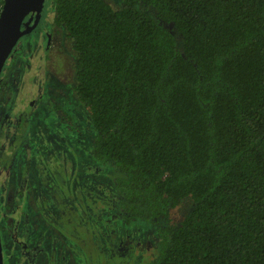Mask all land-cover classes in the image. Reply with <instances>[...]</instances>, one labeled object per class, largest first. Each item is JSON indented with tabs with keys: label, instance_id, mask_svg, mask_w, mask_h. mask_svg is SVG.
<instances>
[{
	"label": "trees",
	"instance_id": "16d2710c",
	"mask_svg": "<svg viewBox=\"0 0 264 264\" xmlns=\"http://www.w3.org/2000/svg\"><path fill=\"white\" fill-rule=\"evenodd\" d=\"M54 4L118 220L158 238L138 264H264V0Z\"/></svg>",
	"mask_w": 264,
	"mask_h": 264
},
{
	"label": "rangeland",
	"instance_id": "374dc122",
	"mask_svg": "<svg viewBox=\"0 0 264 264\" xmlns=\"http://www.w3.org/2000/svg\"><path fill=\"white\" fill-rule=\"evenodd\" d=\"M105 1L122 7V0ZM54 18V0H45L37 27L16 43L2 72L0 135L18 132L8 147L0 137L4 264L144 263L155 256L154 227L118 220L113 170L92 156L91 114L75 91L78 55ZM15 195L23 218L6 210ZM190 210L183 201L172 225Z\"/></svg>",
	"mask_w": 264,
	"mask_h": 264
},
{
	"label": "water",
	"instance_id": "95a60500",
	"mask_svg": "<svg viewBox=\"0 0 264 264\" xmlns=\"http://www.w3.org/2000/svg\"><path fill=\"white\" fill-rule=\"evenodd\" d=\"M44 2L45 0H4L0 12V80L16 43L37 27L44 10ZM0 264H4L1 237Z\"/></svg>",
	"mask_w": 264,
	"mask_h": 264
},
{
	"label": "flooded vegetation",
	"instance_id": "af4514ba",
	"mask_svg": "<svg viewBox=\"0 0 264 264\" xmlns=\"http://www.w3.org/2000/svg\"><path fill=\"white\" fill-rule=\"evenodd\" d=\"M27 20H28V18H27ZM6 63H7V62H6ZM5 65H6V64H5ZM4 67H5V66H4ZM3 70H4V69H3ZM2 72H3V71H2ZM2 75H3V74H1V80H0V92L2 91V87H3V84H4L3 78L5 77V76H3V78H2ZM22 118H23V115H22V114H21L20 117H17V123H16V124H17L18 126H17L16 131H18V130L21 131L22 128H23V126H21V125L19 126V123H20V121L22 120ZM15 133H18V132H15ZM15 133H14V134H10V133H9L10 135H8V134H7V135H6V134H3V135L1 134V135H0V137H2L3 139H5V138L7 139V140H5V141H7V143H8L6 147H8L9 144H11V143L14 142L13 139L17 141V139L14 138ZM9 141H10L11 143H10ZM12 141H13V142H12ZM19 142H20V141H18V143H19ZM18 145H19V144H17V146H18ZM1 148H2V145L0 146V151H1ZM5 149H7V148H5ZM11 150H12V148H11ZM11 150H10V151H11ZM11 153H12V152H11ZM11 153H10V154H11ZM12 157H13V156H11V158H12ZM8 158H9V156H8ZM7 160H8V159H7ZM15 164L19 165L17 159H16V161H15ZM18 180H19L18 182H21V181H22V178H18ZM19 196H20V194H19ZM19 196H16V195L13 196V200H12L11 202L9 201V202L6 203V208H7L6 210H16V212H17V213L23 218L24 212H23V210L21 209L22 206H21V204H20V202H19V200H18V197H19ZM7 219H8V218L3 219L2 222L0 221V233L6 231V223H7L6 221H7ZM61 232H62V231H61ZM0 237H1V234H0ZM1 242H2V238H1ZM2 247H3V244H2ZM34 250L38 251V253L41 252V249L38 248V247H37L36 249H33V251H34ZM39 250H40V251H39ZM39 263H40V264H43L41 260H39Z\"/></svg>",
	"mask_w": 264,
	"mask_h": 264
}]
</instances>
